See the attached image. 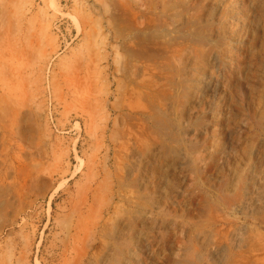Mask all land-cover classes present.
<instances>
[{
	"label": "rangeland",
	"instance_id": "1",
	"mask_svg": "<svg viewBox=\"0 0 264 264\" xmlns=\"http://www.w3.org/2000/svg\"><path fill=\"white\" fill-rule=\"evenodd\" d=\"M0 264H264V0H0Z\"/></svg>",
	"mask_w": 264,
	"mask_h": 264
}]
</instances>
